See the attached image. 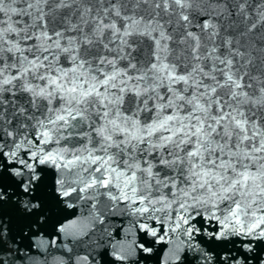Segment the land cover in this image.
<instances>
[{
	"label": "snow or ice",
	"instance_id": "6c2138e0",
	"mask_svg": "<svg viewBox=\"0 0 264 264\" xmlns=\"http://www.w3.org/2000/svg\"><path fill=\"white\" fill-rule=\"evenodd\" d=\"M0 264H264V0H0Z\"/></svg>",
	"mask_w": 264,
	"mask_h": 264
}]
</instances>
